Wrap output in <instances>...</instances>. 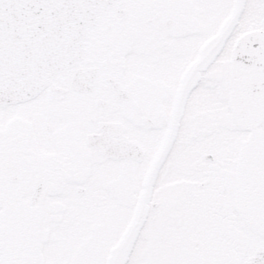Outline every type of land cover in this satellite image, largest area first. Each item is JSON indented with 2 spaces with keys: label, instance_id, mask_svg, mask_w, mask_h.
I'll return each instance as SVG.
<instances>
[{
  "label": "snow or ice",
  "instance_id": "1",
  "mask_svg": "<svg viewBox=\"0 0 264 264\" xmlns=\"http://www.w3.org/2000/svg\"><path fill=\"white\" fill-rule=\"evenodd\" d=\"M0 264H264V0H0Z\"/></svg>",
  "mask_w": 264,
  "mask_h": 264
}]
</instances>
